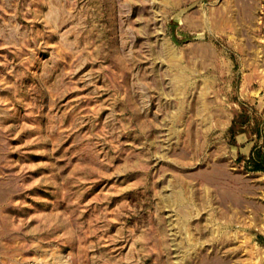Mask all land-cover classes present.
Wrapping results in <instances>:
<instances>
[{
    "label": "rangeland",
    "instance_id": "rangeland-1",
    "mask_svg": "<svg viewBox=\"0 0 264 264\" xmlns=\"http://www.w3.org/2000/svg\"><path fill=\"white\" fill-rule=\"evenodd\" d=\"M257 163L264 0H0V264H264Z\"/></svg>",
    "mask_w": 264,
    "mask_h": 264
},
{
    "label": "trees",
    "instance_id": "trees-1",
    "mask_svg": "<svg viewBox=\"0 0 264 264\" xmlns=\"http://www.w3.org/2000/svg\"><path fill=\"white\" fill-rule=\"evenodd\" d=\"M255 169H256V170H264V165L261 164V163H257V164L255 165Z\"/></svg>",
    "mask_w": 264,
    "mask_h": 264
},
{
    "label": "bare ground",
    "instance_id": "bare-ground-1",
    "mask_svg": "<svg viewBox=\"0 0 264 264\" xmlns=\"http://www.w3.org/2000/svg\"><path fill=\"white\" fill-rule=\"evenodd\" d=\"M168 54H169V52H168ZM169 56H170V55H168V58H170ZM170 81H171V80H170ZM173 81H174V80H173ZM260 83H261V82H260ZM180 199H181L180 197H176V198L173 197L172 200H173V201L176 200V203H177V202H179ZM262 233L264 234V226L262 227Z\"/></svg>",
    "mask_w": 264,
    "mask_h": 264
}]
</instances>
